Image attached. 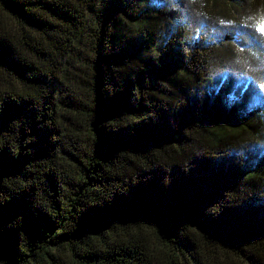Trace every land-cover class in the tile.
<instances>
[{"label":"trees","instance_id":"obj_1","mask_svg":"<svg viewBox=\"0 0 264 264\" xmlns=\"http://www.w3.org/2000/svg\"><path fill=\"white\" fill-rule=\"evenodd\" d=\"M261 10L0 0V264H264Z\"/></svg>","mask_w":264,"mask_h":264},{"label":"rangeland","instance_id":"obj_2","mask_svg":"<svg viewBox=\"0 0 264 264\" xmlns=\"http://www.w3.org/2000/svg\"><path fill=\"white\" fill-rule=\"evenodd\" d=\"M203 20V19H201ZM205 21H201L203 24ZM210 22V21H209ZM208 23V22H207ZM213 24V25H212ZM213 37L215 39L222 38L227 42H237L242 45L254 44V40L247 34V29L240 24H229L226 20H220L217 23H212ZM245 37V38H244ZM256 65L250 63L244 64L241 67H220L218 73L223 74L222 77L232 78L235 83V89L242 93L248 90L254 91L253 101L255 105L264 104V78L261 79L259 71L263 72V68L258 69ZM256 84H261L256 87Z\"/></svg>","mask_w":264,"mask_h":264},{"label":"snow or ice","instance_id":"obj_3","mask_svg":"<svg viewBox=\"0 0 264 264\" xmlns=\"http://www.w3.org/2000/svg\"><path fill=\"white\" fill-rule=\"evenodd\" d=\"M250 19H252L250 17ZM253 27L261 34L264 35V10H261L259 18L253 19Z\"/></svg>","mask_w":264,"mask_h":264}]
</instances>
